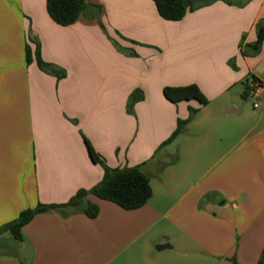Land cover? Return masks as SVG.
<instances>
[{"label": "crops", "instance_id": "0c3cea01", "mask_svg": "<svg viewBox=\"0 0 264 264\" xmlns=\"http://www.w3.org/2000/svg\"><path fill=\"white\" fill-rule=\"evenodd\" d=\"M85 2L90 17L60 26L46 0H0V228L100 183L84 139L108 168L145 163L152 195L130 211L88 194L79 206L37 213L21 241L0 235V264H257L264 40L257 52L249 46L264 0H214L176 22L161 19L151 0ZM251 79L263 85L252 110L241 102ZM192 84L206 105L163 95ZM179 120H188L184 129L160 147ZM165 238L171 249L157 251Z\"/></svg>", "mask_w": 264, "mask_h": 264}, {"label": "trees", "instance_id": "16d2710c", "mask_svg": "<svg viewBox=\"0 0 264 264\" xmlns=\"http://www.w3.org/2000/svg\"><path fill=\"white\" fill-rule=\"evenodd\" d=\"M156 8L159 17L165 21L176 22L180 21L188 12H192L200 7L206 6L214 0H151ZM86 6L85 0H46V10L49 17L60 26L72 25L77 18L82 14V9ZM256 40L250 45L252 51L257 52L264 40V22L259 21L255 26ZM31 51L29 47H25L26 62H31ZM130 55H133L130 53ZM33 59L38 68L44 70L49 66L42 62L36 46L33 52ZM55 74V72H53ZM56 75V74H55ZM138 92L129 97L127 104L128 113H132L134 103L140 100ZM164 97L170 102L180 100L196 99L200 104L206 105L207 100L199 91L196 85H187L182 87H165L163 89ZM190 117L196 113V110H189ZM188 120H179L176 129L170 137L163 142L160 147H164L171 143L174 138L184 129ZM90 160L94 164H98L103 169V177L100 183L94 186L89 191L80 190L66 204L59 205H37L34 209H28L19 214L16 220L4 225L0 228V235L3 232H8L15 241H21V229L26 225L31 218L37 214L45 212L49 209H62L67 207H76L81 205L86 195L91 194L94 197L111 202L123 210L130 211L142 207L150 199L152 192L149 186V177L143 171L145 163L122 169L108 168L100 156L92 149L90 144L84 139ZM177 162V156H172L168 162L159 164V170L173 165ZM98 213L96 205L87 204L85 214L89 217H95ZM264 251L262 252L257 264H262ZM232 264H237L234 259Z\"/></svg>", "mask_w": 264, "mask_h": 264}, {"label": "built area", "instance_id": "2783aa9c", "mask_svg": "<svg viewBox=\"0 0 264 264\" xmlns=\"http://www.w3.org/2000/svg\"><path fill=\"white\" fill-rule=\"evenodd\" d=\"M262 89H263V85L255 79H251L247 84L248 96H250L253 99V103H252L253 108L258 107V100L262 93Z\"/></svg>", "mask_w": 264, "mask_h": 264}, {"label": "water", "instance_id": "95a60500", "mask_svg": "<svg viewBox=\"0 0 264 264\" xmlns=\"http://www.w3.org/2000/svg\"><path fill=\"white\" fill-rule=\"evenodd\" d=\"M92 12H93V8L90 7V6H85L83 9H82V14L86 17H90L92 15ZM238 112V111H237ZM155 249L157 251H163V250H168V249H171V246L168 242V240L165 238V242L164 243H161V244H158L155 246Z\"/></svg>", "mask_w": 264, "mask_h": 264}, {"label": "rangeland", "instance_id": "374dc122", "mask_svg": "<svg viewBox=\"0 0 264 264\" xmlns=\"http://www.w3.org/2000/svg\"><path fill=\"white\" fill-rule=\"evenodd\" d=\"M241 102L244 103L245 106L246 105L249 106V108L252 110L253 99L250 96L247 99L242 100ZM258 102H259V100H258Z\"/></svg>", "mask_w": 264, "mask_h": 264}]
</instances>
